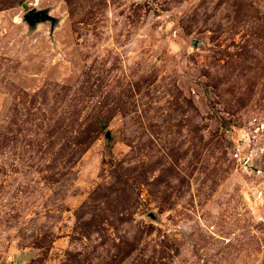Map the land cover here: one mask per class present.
I'll use <instances>...</instances> for the list:
<instances>
[{"label": "rangeland", "instance_id": "obj_1", "mask_svg": "<svg viewBox=\"0 0 264 264\" xmlns=\"http://www.w3.org/2000/svg\"><path fill=\"white\" fill-rule=\"evenodd\" d=\"M263 176L264 0H0V264H264Z\"/></svg>", "mask_w": 264, "mask_h": 264}, {"label": "water", "instance_id": "obj_2", "mask_svg": "<svg viewBox=\"0 0 264 264\" xmlns=\"http://www.w3.org/2000/svg\"><path fill=\"white\" fill-rule=\"evenodd\" d=\"M40 16H42L41 12H35V11H29L26 14H24V19L29 22L36 21Z\"/></svg>", "mask_w": 264, "mask_h": 264}, {"label": "built area", "instance_id": "obj_3", "mask_svg": "<svg viewBox=\"0 0 264 264\" xmlns=\"http://www.w3.org/2000/svg\"><path fill=\"white\" fill-rule=\"evenodd\" d=\"M235 152L233 153V157L236 161H238L239 163H243V164H247L248 160L245 157L240 156V149L236 148L234 150ZM263 180H264V176H263Z\"/></svg>", "mask_w": 264, "mask_h": 264}]
</instances>
